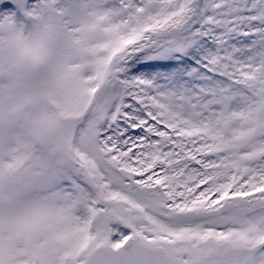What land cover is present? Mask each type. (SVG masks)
I'll return each mask as SVG.
<instances>
[{
    "label": "snow or ice",
    "instance_id": "6c2138e0",
    "mask_svg": "<svg viewBox=\"0 0 264 264\" xmlns=\"http://www.w3.org/2000/svg\"><path fill=\"white\" fill-rule=\"evenodd\" d=\"M0 264H264V0H0Z\"/></svg>",
    "mask_w": 264,
    "mask_h": 264
}]
</instances>
